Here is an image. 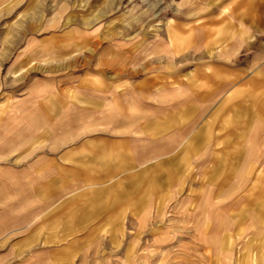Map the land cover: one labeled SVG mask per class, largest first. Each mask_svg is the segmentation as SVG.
Returning <instances> with one entry per match:
<instances>
[{"label": "rangeland", "instance_id": "rangeland-1", "mask_svg": "<svg viewBox=\"0 0 264 264\" xmlns=\"http://www.w3.org/2000/svg\"><path fill=\"white\" fill-rule=\"evenodd\" d=\"M263 81L264 0H0V264H264Z\"/></svg>", "mask_w": 264, "mask_h": 264}, {"label": "crops", "instance_id": "crops-1", "mask_svg": "<svg viewBox=\"0 0 264 264\" xmlns=\"http://www.w3.org/2000/svg\"><path fill=\"white\" fill-rule=\"evenodd\" d=\"M253 4L259 6L260 0H253ZM172 29H176V26L172 27ZM224 83L221 82L218 85L222 87ZM247 84L254 86L255 84H260V80L251 78ZM250 171H255V175L249 176V180L252 182L250 186L248 185L244 189L245 195L241 201L244 207L238 224V229L240 230L237 236V241H245L244 244L248 243L250 236L253 234V231H251L253 221L259 219L264 223V160H257L255 165L250 167ZM210 228L211 232L215 233L217 229L216 223L212 222ZM232 240H230V247L233 243Z\"/></svg>", "mask_w": 264, "mask_h": 264}]
</instances>
